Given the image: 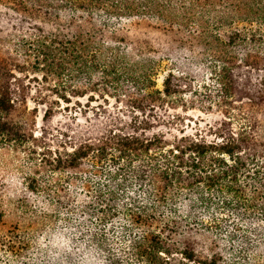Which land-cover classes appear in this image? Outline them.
Returning <instances> with one entry per match:
<instances>
[{"label": "trees", "instance_id": "trees-1", "mask_svg": "<svg viewBox=\"0 0 264 264\" xmlns=\"http://www.w3.org/2000/svg\"><path fill=\"white\" fill-rule=\"evenodd\" d=\"M0 52L4 264H264V0H0Z\"/></svg>", "mask_w": 264, "mask_h": 264}, {"label": "rangeland", "instance_id": "rangeland-1", "mask_svg": "<svg viewBox=\"0 0 264 264\" xmlns=\"http://www.w3.org/2000/svg\"><path fill=\"white\" fill-rule=\"evenodd\" d=\"M152 36L157 39L156 35L150 34V37ZM149 37V39H150ZM1 53V52H0ZM3 56V53H1ZM202 80V79H201ZM84 102V101H83ZM28 106L32 110L34 108H37L36 111L34 112L35 115V131L37 135H40L43 130L47 131L49 135L51 133L53 134H59L60 130L61 131H67L68 126H70V116H73L70 113H67V111H61L57 110L54 114V116L47 121V123L44 122V107L39 106L33 102V101H28ZM199 115L204 119V121L201 122V128H204L207 124H212L215 123L216 121H220L221 116L220 115H215V114H207V113H199ZM78 120L81 124L86 123V118L89 116H92L91 113H79L77 114ZM194 125V124H193ZM22 155L17 156L16 153H13L11 151H0V183L1 181L5 180L7 182H19L22 179V175L20 173L21 168L25 161H23ZM11 163V164H10ZM18 215L14 214H8L7 217L5 218L6 225L1 226V231H7L8 229H13V227L17 224L18 221ZM2 252H0V260L1 263H3V258H1ZM0 263V264H1Z\"/></svg>", "mask_w": 264, "mask_h": 264}]
</instances>
